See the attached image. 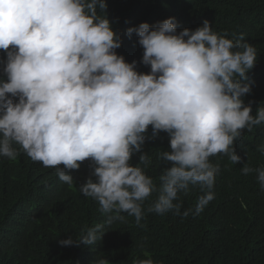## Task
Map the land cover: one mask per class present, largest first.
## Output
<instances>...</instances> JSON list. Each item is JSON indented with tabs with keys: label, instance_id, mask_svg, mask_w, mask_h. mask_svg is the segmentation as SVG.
<instances>
[{
	"label": "clouds",
	"instance_id": "clouds-1",
	"mask_svg": "<svg viewBox=\"0 0 264 264\" xmlns=\"http://www.w3.org/2000/svg\"><path fill=\"white\" fill-rule=\"evenodd\" d=\"M106 9L105 0H0V65L6 76L0 78V156L16 159L18 145L69 185L71 171L88 160L91 172L80 192L109 214L106 224L127 213L139 225L153 193L148 212L198 214L214 199L220 170L209 158L226 154L237 164L234 141L243 130L264 124V106L253 115L251 101H243L250 82L241 83L248 81L257 50L243 33L228 38L227 30L213 31L208 20L177 32L178 22L168 17L127 28L143 49L140 63L150 68L138 72L136 60L127 62L115 51L121 36ZM161 131L169 148L157 158L169 166L157 186L144 171L151 163L144 144ZM258 150L264 153V145ZM241 171L255 172L264 189V166L244 165ZM189 185L204 195L181 213L180 194ZM104 228L96 224L78 239L58 243L93 246ZM144 256L133 264H162L147 251ZM93 264L109 261L101 257Z\"/></svg>",
	"mask_w": 264,
	"mask_h": 264
},
{
	"label": "trees",
	"instance_id": "trees-1",
	"mask_svg": "<svg viewBox=\"0 0 264 264\" xmlns=\"http://www.w3.org/2000/svg\"><path fill=\"white\" fill-rule=\"evenodd\" d=\"M106 14L115 32L121 36V47L115 51L127 62L137 61V71L147 73L142 63L143 49L137 36L126 35L129 27L141 22L150 26L175 17L177 32L195 30L204 20L212 30L243 33L257 50L254 67L246 73L251 92L243 97L251 101L252 114L264 106V0H105ZM5 53L0 50V60ZM0 65V78L6 79ZM152 128L149 126L148 135ZM264 124L252 131H242L234 141L241 161L233 164L226 154L210 157L219 165L211 191L214 199L198 214L187 217L169 211L163 215L148 212L155 200L153 193L143 204L144 216L138 225L133 216L121 213L120 219L106 224L109 214L100 210L97 201L80 192V184L90 175L89 161L72 170L74 183L61 181L56 169L33 161L18 145L19 154L12 160L0 156V264H93L106 258L109 264H133L145 259L147 251L162 264H264V189L256 173L245 175L241 168L264 166ZM169 148L167 133L146 139L144 151L151 163L145 174L159 185L165 165L158 154ZM131 164H138L134 154ZM143 167V165H140ZM61 167H63L61 165ZM95 179V177H93ZM199 186L189 185L180 194L181 213L194 209ZM105 224V232L93 246L83 243L62 246L59 240L78 239L86 229Z\"/></svg>",
	"mask_w": 264,
	"mask_h": 264
}]
</instances>
